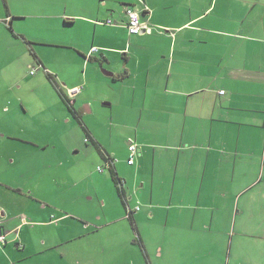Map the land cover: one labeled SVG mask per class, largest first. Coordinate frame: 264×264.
<instances>
[{
	"label": "crops",
	"instance_id": "1",
	"mask_svg": "<svg viewBox=\"0 0 264 264\" xmlns=\"http://www.w3.org/2000/svg\"><path fill=\"white\" fill-rule=\"evenodd\" d=\"M19 1L0 0V71L12 55L7 48L3 53L9 42L13 50L30 48L27 54L39 69L57 74L47 77L53 76L60 89L59 82L66 91L84 85L85 94L94 81L109 88L113 98L107 106L117 114L110 122L115 120L124 129L122 144L113 141V131L111 141L104 142L85 123L84 129L100 161L104 159L98 146L118 160L116 173L126 182L131 208L136 201L129 221L136 227L149 224L147 235L140 238L148 264H157L155 260L194 264L201 258L200 246L220 240L218 235L225 230L229 264H264V251L254 249L264 242V233L257 231L260 224L249 223L250 214L264 213V0H122L123 8L116 0H84V15L58 16L51 40L23 28V22L41 16L19 8ZM126 7L141 13L151 33L129 34ZM79 21H84L83 46L69 43H80L79 37L68 39L66 32ZM42 31L47 30L37 32ZM35 43L55 49L59 59L68 55L79 69L84 66V84L83 78L71 81L69 65L58 63L56 69H47L31 47ZM105 65L112 68L103 70L112 82L101 72ZM3 95L5 91L0 98ZM86 110L91 112L89 107ZM131 142L139 150L133 166L124 161ZM27 143L41 151L40 143ZM20 151L35 153L29 148ZM4 156L0 171L3 165L13 171L27 165L34 172L31 176H38L40 157L9 162ZM93 162L99 163L96 156ZM109 172L111 185L105 182L124 206ZM29 175L11 179L0 175L4 177L0 178V223L7 234L6 245L0 246V264H71L74 258L55 250L67 234L62 224L73 223L49 214L52 206L32 188L28 193L36 183L33 178L26 180ZM129 187L131 192L126 190ZM112 211L103 207L96 223H127L123 215L109 220ZM156 219L159 224H152ZM96 223L82 218L78 224L86 225L89 232ZM218 224L230 226L217 230ZM59 228L64 233L57 236ZM103 232L104 228L84 233V244L94 238L98 246L86 256L84 250V264H104ZM152 243L160 247L152 249Z\"/></svg>",
	"mask_w": 264,
	"mask_h": 264
},
{
	"label": "rangeland",
	"instance_id": "2",
	"mask_svg": "<svg viewBox=\"0 0 264 264\" xmlns=\"http://www.w3.org/2000/svg\"><path fill=\"white\" fill-rule=\"evenodd\" d=\"M116 1H120V7L123 8L122 0ZM98 2L99 0L95 3ZM17 6L27 9L26 11L30 13L32 12L30 9H33L35 14L41 16L39 20L31 19L23 22V28L48 40H51L55 35L53 29L59 23V19H57L59 15H84V11H81V8H84V0H21ZM38 28L47 31L37 32ZM66 32L68 39L75 37L76 40V37H79L80 43H69L84 45V21H79L75 26L68 28ZM5 44L3 53L7 48L12 51V55L7 58L6 64L0 71V93L5 91L7 94L0 98V157L5 154V159L8 158V161L12 162L13 159L19 161L21 158L36 156L40 157L42 165L38 168V176L32 177L34 172L29 171L30 166L27 165L24 169L19 167L14 171L10 170V165H3L0 175L3 174L6 178L11 179L21 174H30L26 180L33 178L36 183H33L32 187H28V193L32 188L40 199L48 201L52 206L49 214H53L56 219L70 218V222L73 224H62L67 234L63 238L64 242L55 251L58 255L66 254L74 258L75 262L72 261L71 264H80L79 258L84 264L85 256L91 254L92 248L97 249L98 247L96 242L93 244L94 238L84 244L87 242H84V233L88 235L102 228H104V232L100 235L103 239L101 247H105L106 250L104 264H148L145 251L140 244V238L147 235L149 224H138L136 227V224L132 225L126 218L127 211L124 206H121V203L119 204L114 189L109 186L111 185L110 172L106 170L104 174L98 171V168L105 167L106 163L100 161L99 154L93 146V142L87 139L84 129L85 123L87 128L96 133L104 142L111 139L110 132L113 131L116 136H113V141L115 140L119 146L122 144L124 129L115 120L113 123L110 122L117 115L107 106L110 103L109 98H113L112 92L101 82H92L85 94L83 91L82 95L77 97L75 108L82 115L79 122L69 115L68 109L57 93L55 84L48 79L47 73L52 74V72L39 69L34 57L30 52L27 54V49L29 51L30 48L26 47L25 50H22L20 47H16L13 50L14 46L9 42H5ZM31 47L40 53L42 61L46 62L47 69H56L53 66L58 63L69 65L71 81L75 82L78 78H83L84 84V66L79 69L73 65L67 59L68 55L59 59L58 55L53 53L55 49L47 48L42 44H31ZM6 52L8 51L6 50ZM54 55H56V59ZM111 69L109 65H105L101 69L103 76L107 80L109 79L107 82H112V80L105 76L103 70L111 71ZM32 71H35L34 75H31ZM58 84L64 92H68L62 82ZM82 87L84 89V85L79 88ZM87 107L91 112L86 110ZM27 141L40 143L41 151L37 146L31 145ZM21 148H29L35 153L28 154L20 151ZM93 156L98 158L99 163L93 162ZM124 161L128 162L126 158ZM61 162L65 165H60ZM0 178L4 177L0 176ZM126 190L131 192L130 187ZM257 190L260 191L261 187ZM110 195H114L115 199L112 200ZM100 199L101 202H99ZM104 201H106V205ZM135 202H131L132 208L135 207ZM104 205L113 209L109 220H115L123 215L127 223L123 221H117L116 224H106L104 221L96 223L95 218L101 214ZM251 215L249 223L260 224L257 231L264 233V213H257L256 217H251ZM82 218L89 223H96L91 224L89 232H85L86 225L78 224ZM29 222L34 224V220L30 219ZM152 224H159L158 219ZM218 226L217 230L224 227L229 228L230 224H218ZM225 232L226 230L220 231L221 235H218L221 241L229 239ZM63 233L64 231L59 228L56 235L60 236ZM238 234L239 228H237V236ZM220 240H213L212 245L200 246L201 258L195 259L194 264H229V252L225 249L229 250L230 245H226V241L221 242ZM150 247L153 249L160 246L152 243ZM254 249L256 252L264 251V242L255 245ZM84 250H88L85 256ZM185 256H189L187 250H185ZM114 257L116 259L111 262ZM155 261L157 264L163 263L162 260ZM188 261L189 258H187Z\"/></svg>",
	"mask_w": 264,
	"mask_h": 264
},
{
	"label": "built area",
	"instance_id": "3",
	"mask_svg": "<svg viewBox=\"0 0 264 264\" xmlns=\"http://www.w3.org/2000/svg\"><path fill=\"white\" fill-rule=\"evenodd\" d=\"M126 15H127V19H128L127 30L131 36H138V35H141L142 33H145V32L151 33V29L143 23L142 15L138 10H136L133 7H126ZM111 23H112L111 21L108 22V24H111ZM34 74H35V71H32L31 75H34ZM81 93H82V88H75V89L69 90L68 93L66 94V96L72 103H74L75 99ZM222 94H225V93L222 92ZM128 150H129V158H128L127 163L130 166H133V165H135L136 158L138 156V152H139L138 146L131 142L128 146ZM105 157H106V161H105L106 166L105 167L104 166L99 167L98 171L100 173H104V172H106V170L115 171L118 160L111 157L107 153H105ZM119 187L122 190H125V188H126L125 180L121 179V181L119 183ZM126 203H127V208H126L127 218L130 219L133 217L135 212L130 207V205L128 204V198L126 199ZM139 210H140V208H137L136 211L138 212ZM23 221H24V223H27L26 219H23ZM6 243H7V234L2 233L1 223H0V246H4V245H6Z\"/></svg>",
	"mask_w": 264,
	"mask_h": 264
},
{
	"label": "trees",
	"instance_id": "4",
	"mask_svg": "<svg viewBox=\"0 0 264 264\" xmlns=\"http://www.w3.org/2000/svg\"><path fill=\"white\" fill-rule=\"evenodd\" d=\"M49 79L55 84L56 86V89L58 90V93L60 95V97L62 98V100L64 101V103L66 104V106L68 107L70 113L72 114V116L76 119V120H80V116L78 114V112L75 110L74 108V103H72L68 98L67 96L64 94L63 91H61V89L58 87V85L55 83V81L53 80V77L48 75ZM98 150L100 151V153L102 154L103 156V159H104V162L106 161V157H105V152L104 150H102L100 148V146H98ZM112 173V176H113V179H114V183H115V186H116V189L121 197V200L125 206V208H127V203H126V193H125V190H122L120 187H119V183L121 181V178L117 175L116 173V170L115 171H111ZM129 220H133V217L130 218Z\"/></svg>",
	"mask_w": 264,
	"mask_h": 264
},
{
	"label": "water",
	"instance_id": "5",
	"mask_svg": "<svg viewBox=\"0 0 264 264\" xmlns=\"http://www.w3.org/2000/svg\"><path fill=\"white\" fill-rule=\"evenodd\" d=\"M111 76H112V74H111Z\"/></svg>",
	"mask_w": 264,
	"mask_h": 264
}]
</instances>
